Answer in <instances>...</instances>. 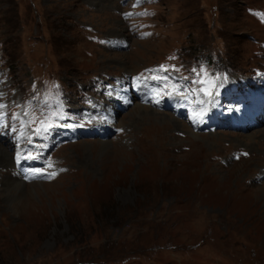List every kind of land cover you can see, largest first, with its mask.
Masks as SVG:
<instances>
[{
	"label": "rangeland",
	"instance_id": "374dc122",
	"mask_svg": "<svg viewBox=\"0 0 264 264\" xmlns=\"http://www.w3.org/2000/svg\"><path fill=\"white\" fill-rule=\"evenodd\" d=\"M134 2L0 0V93L13 103L59 84L79 109L91 81L111 84L81 129L102 138L57 149L66 171L53 181L20 160L23 133L14 144L0 131V264H264V120L235 129L237 110L199 97L190 112L151 76L129 78L172 53L188 65L215 54L230 80L264 69V0Z\"/></svg>",
	"mask_w": 264,
	"mask_h": 264
},
{
	"label": "bare ground",
	"instance_id": "6f19581e",
	"mask_svg": "<svg viewBox=\"0 0 264 264\" xmlns=\"http://www.w3.org/2000/svg\"><path fill=\"white\" fill-rule=\"evenodd\" d=\"M194 104H195V103H194ZM134 106H135V105H134ZM138 108H139V107H138ZM135 110H136V109H135ZM144 111H145V110H144ZM143 113H144V112H143ZM149 114H151V113H149ZM154 115H155V114H154ZM158 115H159V114H158ZM158 115H157V116H158ZM161 115H162V114H161ZM150 116H151V115H150ZM139 117H140V116H139ZM154 117H155V116H154ZM146 118H147V117H146ZM146 118H145V119H146ZM151 119H152V118H151ZM162 119H163V118H162ZM167 120H168V119H167ZM145 121H146V120H145ZM150 124H152V122H151ZM150 127H151V126H150ZM164 127H165V125H164ZM151 129H153V128H151ZM167 132H168V131H167ZM152 133H153V132H152ZM195 136H196V135H195ZM157 137H158V136H157ZM245 137H246V136H245ZM253 137H254V136H253ZM262 137H263V136H262ZM150 138H151V137H150ZM196 138H197V137H196ZM160 139H163V138L161 137V135L159 136V139H157V141L160 140ZM166 140H167V139H166ZM149 141H150V140H149ZM146 142H148V141L145 140V141L143 142V144L146 143ZM140 144H141V143H140ZM153 144H154V143H153ZM155 146H156V145H155ZM160 146H161V144H160ZM156 147H157V146H156ZM158 147H159V146H158ZM158 147H157V148H158ZM162 147H163V145H162ZM160 148H161V147H160ZM153 149H154V148H153ZM162 150H163V149H162ZM153 151H154V150H153ZM158 151H159V150H158ZM5 152H6V151L0 146V155H2V154L4 155ZM153 153H154V152H153ZM154 154H155V153H154ZM3 155H2V156H3ZM155 155H156V154H155ZM148 158H149V157H148ZM8 163H9V162H8ZM8 163H7V164H8ZM6 179H7V178H6ZM4 181H6V180L4 179ZM7 183H8V182H7ZM17 183H18V182H17ZM21 186H22V185H19L18 187H15V186H9V187L6 189V191H9V192H10L12 189H16V190H17V188H20ZM22 188H23V187H22ZM9 194H10V193H9Z\"/></svg>",
	"mask_w": 264,
	"mask_h": 264
},
{
	"label": "trees",
	"instance_id": "16d2710c",
	"mask_svg": "<svg viewBox=\"0 0 264 264\" xmlns=\"http://www.w3.org/2000/svg\"><path fill=\"white\" fill-rule=\"evenodd\" d=\"M205 56H206L207 58L209 57V58L211 59L213 55H212V53H209V54H205Z\"/></svg>",
	"mask_w": 264,
	"mask_h": 264
}]
</instances>
